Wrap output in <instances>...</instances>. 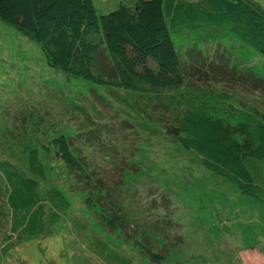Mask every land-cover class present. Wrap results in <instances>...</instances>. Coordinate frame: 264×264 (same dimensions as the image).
Returning <instances> with one entry per match:
<instances>
[{
	"label": "rangeland",
	"instance_id": "obj_1",
	"mask_svg": "<svg viewBox=\"0 0 264 264\" xmlns=\"http://www.w3.org/2000/svg\"><path fill=\"white\" fill-rule=\"evenodd\" d=\"M93 1L105 14L133 0ZM250 1L264 12V0ZM202 34L174 36L186 91L264 113V88L241 78L249 68L261 71L264 59L233 37L209 41ZM76 80L0 21V161L25 168L27 151L37 148L39 194L55 187L70 205L28 238L8 237L0 215V264H118L115 254L132 264H264V184L253 195L243 192L168 137L153 115H136L104 89ZM58 134L89 179L40 150ZM115 211L124 221L112 230L102 217Z\"/></svg>",
	"mask_w": 264,
	"mask_h": 264
},
{
	"label": "trees",
	"instance_id": "obj_2",
	"mask_svg": "<svg viewBox=\"0 0 264 264\" xmlns=\"http://www.w3.org/2000/svg\"><path fill=\"white\" fill-rule=\"evenodd\" d=\"M0 21L36 43L51 68L104 89L136 115H153L168 137L243 192L253 195L264 184V113L205 92L188 93L184 55L174 41L185 32L204 33L209 41L233 37L264 59V12L250 0L121 1L105 14L97 13L93 0H0ZM241 73L243 80L264 88V68ZM39 148L90 178L63 135ZM26 158L25 168L0 161L5 206L0 215L8 223V237L41 234L70 206L55 187L40 198L44 170L38 149L30 148ZM86 203L93 204L91 197ZM123 221L116 211L102 217L112 230L123 227ZM115 256L118 264H132Z\"/></svg>",
	"mask_w": 264,
	"mask_h": 264
}]
</instances>
